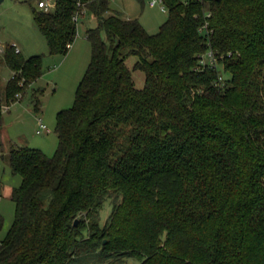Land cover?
I'll use <instances>...</instances> for the list:
<instances>
[{
	"label": "trees",
	"instance_id": "1",
	"mask_svg": "<svg viewBox=\"0 0 264 264\" xmlns=\"http://www.w3.org/2000/svg\"><path fill=\"white\" fill-rule=\"evenodd\" d=\"M163 2L168 19L155 34L110 0L33 8L51 55L68 54L77 13L97 25L86 32L92 55L74 104L57 113L54 154L10 150L22 183L0 264H72L92 253L141 264H264V0ZM208 13L210 43L199 30ZM209 50L222 71L201 63ZM129 55L145 72L143 88ZM1 58L14 72L5 100L15 102L44 74L43 55L7 44ZM42 93L34 91L35 112ZM2 117L0 109V128ZM114 194L122 199L101 226Z\"/></svg>",
	"mask_w": 264,
	"mask_h": 264
},
{
	"label": "rangeland",
	"instance_id": "2",
	"mask_svg": "<svg viewBox=\"0 0 264 264\" xmlns=\"http://www.w3.org/2000/svg\"><path fill=\"white\" fill-rule=\"evenodd\" d=\"M39 1H0V51H3L7 44H19L25 57L41 54L44 59V74L27 89L25 94H20L18 100L12 102L6 101L4 95V88L12 70L1 58L0 85L2 94L0 95V103L4 107H10L4 110L5 108L0 106V109L3 108L2 126L0 128V215L4 218V226L0 231V242L7 235L15 218V203L11 198V190L22 183V177L12 171L10 150L13 146L23 145L34 148L45 147L44 152L46 151L48 155L54 154L59 144V138L55 132L56 116L60 110L70 108L74 104L77 86L91 61L92 48L86 37V32L97 25V20L89 12L86 13L78 23V33L73 45L75 46L77 43V45L80 44V47L75 50V54L68 57L71 53L70 50L67 55H51L47 41L33 19V8L40 9ZM44 1L52 3L54 0ZM110 1L113 10L119 12L124 18L129 16L138 18L151 34L157 33L161 25L168 19V11L161 9L162 4L160 2L151 6L152 0ZM210 30L213 32L212 28ZM103 36L106 38L105 31ZM21 42L28 46H23ZM209 52L210 50L204 56L205 61L211 60ZM214 55L216 66L222 71V66L218 63L215 53ZM137 60L136 55H129L126 62L133 71L136 87L143 88L146 75L140 69L134 70ZM220 75L224 77L222 72ZM221 76L219 77L222 79ZM38 89L43 90L42 95H40V108L42 109L40 116L48 126L49 137L46 131L41 134L36 132V129L39 128V119L33 114V99L34 91ZM121 199L116 194L107 197L97 216L101 226L108 221L114 204L119 203ZM72 264H141V261L134 257L122 260H103L99 255L92 253Z\"/></svg>",
	"mask_w": 264,
	"mask_h": 264
},
{
	"label": "built area",
	"instance_id": "3",
	"mask_svg": "<svg viewBox=\"0 0 264 264\" xmlns=\"http://www.w3.org/2000/svg\"><path fill=\"white\" fill-rule=\"evenodd\" d=\"M200 1H205V0H200ZM158 2H160L162 5H161V9L163 10V11H166V6L164 5V2H163V0H152L151 1V5L152 6H154V5H157V3ZM81 3V2H80ZM79 3V4H80ZM51 3L50 2H48V1H44V0H40L39 1V3H38V5H39V7L40 8H42V9H44L45 11H49L50 9H51V5H50ZM84 4V3H83ZM82 5V4H81ZM86 13V10L84 9V10H82V12H80V13H77L75 16H74V20L75 21H77V22H79V20L81 19V16L82 15H84ZM210 13H208V14H205V20H204V23L201 25V27H200V31L202 32V33H206L207 35V38L209 39V43H210V34L212 33L211 32V30H210V27H209V20H208V17H210ZM71 44H69L68 45V47L69 48H71ZM17 50L19 51V49L17 48ZM209 56H211V60H209L210 61V63L211 64H213V65H216V57H215V55H214V52L211 50L210 52H209ZM205 62H207V60L205 61V59L203 58L202 59V61H201V63L202 64H205ZM19 96V95H18ZM0 106H3L2 104L0 105ZM4 107V106H3ZM9 107L10 106H5L4 108V110H6V109H9ZM3 109V108H2ZM44 131H48V126L46 125V123H44V121H43V119L42 118H39V128L37 129V133H42V132H44Z\"/></svg>",
	"mask_w": 264,
	"mask_h": 264
},
{
	"label": "crops",
	"instance_id": "4",
	"mask_svg": "<svg viewBox=\"0 0 264 264\" xmlns=\"http://www.w3.org/2000/svg\"><path fill=\"white\" fill-rule=\"evenodd\" d=\"M150 5H151V2H150ZM152 6V5H151ZM155 6V5H154ZM115 11V10H114ZM33 12V11H32ZM127 18H134V17H131V16H129V17H127ZM141 22V21H140ZM142 23V22H141ZM144 25V24H143ZM15 43H17V42H15ZM21 44L23 45V46H26V44L25 43H23V42H21ZM76 45L74 46L73 44H72V46H71V48H70V52L71 53H69V55H68V57H70L71 55H74L75 54V50L76 49H78L79 47H80V44H78L77 45V43H75ZM16 46H17V48L19 49V51H21V53H22V48L19 46V44H16ZM28 46V45H27ZM26 46V47H27ZM31 56H33V55H31ZM67 57V58H68ZM14 74V72L12 71L11 72V76L9 77V79L7 80V83H8V81L10 80V78L12 77V75ZM7 83H6V85H7ZM41 107V106H40ZM42 112V109L40 108L39 110H38V112H33V114L37 117V118H42V116H40V113ZM43 119V118H42ZM36 132H37V129H36ZM47 132V134H48V137H49V132L50 131H46ZM39 134H41V133H39ZM29 141V140H28ZM28 143V142H27ZM29 145V144H28ZM21 146H23V145H21ZM47 147V146H46ZM36 148V147H35ZM40 149H42L43 151H44V149H45V147H39ZM46 152V151H45ZM47 153V152H46ZM13 189L14 188H12V190H11V194H12V191H13ZM1 197V196H0Z\"/></svg>",
	"mask_w": 264,
	"mask_h": 264
},
{
	"label": "water",
	"instance_id": "5",
	"mask_svg": "<svg viewBox=\"0 0 264 264\" xmlns=\"http://www.w3.org/2000/svg\"><path fill=\"white\" fill-rule=\"evenodd\" d=\"M0 1H2V0H0ZM76 223H77V220H76ZM106 242V241H105Z\"/></svg>",
	"mask_w": 264,
	"mask_h": 264
}]
</instances>
